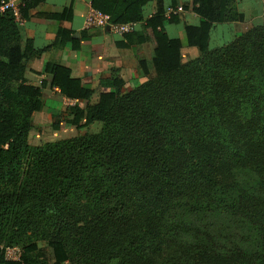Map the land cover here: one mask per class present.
Returning <instances> with one entry per match:
<instances>
[{
	"label": "trees",
	"instance_id": "trees-1",
	"mask_svg": "<svg viewBox=\"0 0 264 264\" xmlns=\"http://www.w3.org/2000/svg\"><path fill=\"white\" fill-rule=\"evenodd\" d=\"M45 1L22 0V18ZM178 4L91 1L111 25L143 23L116 44L136 45L145 75L141 44L154 50V76L126 92L110 77L96 101L60 62L46 63L50 80L40 86L26 79L29 57L68 41L80 48L72 30L23 46L13 12H0V244L22 249L19 261L0 249V264H264V24L212 48L216 24L246 15L238 0H191L185 8L201 20L185 35L199 55L183 61L181 38L165 26L180 22L166 16ZM38 15L71 20L73 6ZM48 85L82 101L68 107L75 127L100 122V130L31 144ZM40 242L50 262L33 257Z\"/></svg>",
	"mask_w": 264,
	"mask_h": 264
},
{
	"label": "crops",
	"instance_id": "crops-1",
	"mask_svg": "<svg viewBox=\"0 0 264 264\" xmlns=\"http://www.w3.org/2000/svg\"><path fill=\"white\" fill-rule=\"evenodd\" d=\"M91 1L92 0H46L36 8L31 9L27 18H21V22L18 23L23 46H25V42L28 39L33 41V46L35 48H40L51 43L54 41L59 27L72 30L73 37L80 40L79 49H74L72 42L68 41L61 50L52 49L44 52L40 57H29L27 59V70L25 74L29 83L40 86L43 79L50 80V74L44 73V69L46 63L49 60H53L68 66L73 76L81 78L88 87L94 89L93 101H96L100 92L104 89L102 83L110 77L116 76L122 78L125 84L121 91L126 92L136 87L138 84H141L148 77L154 75V50L150 42L142 43L140 50V52L144 54L149 68V74L145 75L138 62V50L136 45L131 47H119L116 42L124 38L122 35L112 29H107V26H86V19L93 9ZM190 1L191 0H178V6L182 7L181 5H183L184 2L190 3ZM242 2L243 0H238L237 8L245 14L244 10L240 7ZM70 5L73 6V16L71 20H55L38 15V13L61 12L65 7ZM155 11V1L145 6V15L147 17L152 15ZM181 12L182 11L179 13L180 22L176 23V25L168 21L165 22L166 30L171 36L181 38L183 51L188 49L197 53L198 49L196 47H191L187 44L185 25L187 23L198 24L201 18L190 10L193 17L190 16L189 18L193 21H189L186 13L183 15ZM248 22L247 18L243 22L216 24L212 30L219 27L222 28V43H227L230 41L229 39L232 35H234V39L242 34L245 28L248 27L247 25H251V23ZM137 31H143L142 22L137 23ZM135 82H138V84L133 85L132 83ZM107 87L109 90L117 91V88L114 86H109L107 84ZM52 89L58 92V97L61 100H66L69 105L82 102L81 100H72L64 97L59 90L51 88L49 85L43 88V94L46 92L51 93ZM45 106L46 105H44V107ZM41 114H43L41 110L34 113V125H36L35 117L37 118V116H41ZM69 118L71 119V117ZM91 125H98L101 128L100 122H95Z\"/></svg>",
	"mask_w": 264,
	"mask_h": 264
},
{
	"label": "rangeland",
	"instance_id": "rangeland-1",
	"mask_svg": "<svg viewBox=\"0 0 264 264\" xmlns=\"http://www.w3.org/2000/svg\"><path fill=\"white\" fill-rule=\"evenodd\" d=\"M182 6V12L181 14H185L188 17V20L190 21V16L193 17V14L190 12L189 8L186 9L185 6H190L189 2H184ZM245 14L246 19L248 18V24L245 28V31H247L249 28L256 24H264V0H243L241 6H240ZM263 15V16H262ZM193 21V20H191ZM21 22V20H19ZM176 25V24H173ZM222 28H216L212 30L211 33V40H210V47H215L220 44H223L222 42ZM243 31V32H245ZM228 32V31H227ZM232 35L230 37V41L233 40ZM199 55V52L194 53L190 50L183 51V61L191 60ZM155 75V71H154ZM153 75V76H154ZM148 77V76H147ZM133 85H137L138 82L132 83ZM17 84H13L14 87H16ZM139 85V84H138ZM132 86V85H131ZM58 92L55 90H51V93L46 92L43 94V102L45 107L41 109L43 111V114L41 116L35 117L36 125H34L33 129L30 132V142L31 144L37 145L42 144L44 142L48 141H55L59 140L61 138L66 137H72L79 134L84 133H94L100 130V126L98 125H91L88 127L83 128H77L71 123L72 115L69 113L68 107L69 104L66 100H61L58 97ZM34 120V119H33ZM71 123V124H69ZM59 124V128L56 129L55 125ZM40 247L44 248V251L41 253H33V257L36 259V261H45L50 262L52 257L51 249L47 247L46 242H40Z\"/></svg>",
	"mask_w": 264,
	"mask_h": 264
},
{
	"label": "built area",
	"instance_id": "built-area-1",
	"mask_svg": "<svg viewBox=\"0 0 264 264\" xmlns=\"http://www.w3.org/2000/svg\"><path fill=\"white\" fill-rule=\"evenodd\" d=\"M21 1L22 0H8V1H3L2 4L0 5V12L10 9L16 20L19 22L22 18L21 14ZM182 11V7H177V9H173L172 7H168L166 11V16L170 17L171 14H176L180 13ZM109 17L108 15L92 9V11L89 13L87 19H86V26L91 27V26H99V27H106L110 25L109 29H112L113 31L117 32L120 35H125L126 33H131L135 30H137V23H123V24H116V25H111L109 22ZM0 249H4L5 251V257L8 260L11 261H19L22 257V249L18 246H4L3 244H0Z\"/></svg>",
	"mask_w": 264,
	"mask_h": 264
},
{
	"label": "water",
	"instance_id": "water-1",
	"mask_svg": "<svg viewBox=\"0 0 264 264\" xmlns=\"http://www.w3.org/2000/svg\"><path fill=\"white\" fill-rule=\"evenodd\" d=\"M109 28H110V25L107 26V29H109Z\"/></svg>",
	"mask_w": 264,
	"mask_h": 264
}]
</instances>
